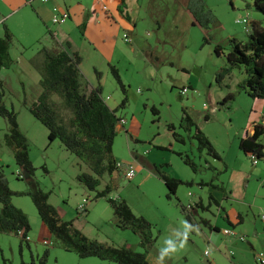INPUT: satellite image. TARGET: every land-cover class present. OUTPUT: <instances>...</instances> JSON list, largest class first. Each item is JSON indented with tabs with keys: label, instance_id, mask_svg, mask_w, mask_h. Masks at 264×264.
I'll use <instances>...</instances> for the list:
<instances>
[{
	"label": "rangeland",
	"instance_id": "obj_1",
	"mask_svg": "<svg viewBox=\"0 0 264 264\" xmlns=\"http://www.w3.org/2000/svg\"><path fill=\"white\" fill-rule=\"evenodd\" d=\"M204 1L216 21L199 27L190 23L184 0H125L137 23L135 30L129 32V42L122 37L125 30L110 22L105 23L106 27H98L93 44L83 39L76 23L83 16L87 20L92 18L95 0H81L73 20L59 25L49 22L50 25L42 29L27 9L15 11L9 19L17 23L16 31L11 32L10 53L18 61L0 72L3 91L0 103L15 111L19 129L27 138L28 154L35 171L30 176L16 165L4 144L7 123L0 116V167L9 188L21 191L39 187L49 192L48 202L60 217L72 221L88 238L107 245H128L144 252L150 264H159L160 250L167 247L168 242L179 240L185 230L187 222L180 206L193 207L199 199L203 206L207 205L208 192L212 189L199 186V181H212L226 191L222 194L213 190L222 198L220 205L227 216L235 221L239 212L243 224L232 228L223 219L222 209L213 203L208 209L195 207L186 242L165 257L163 264H206L202 257L204 249H210V258L217 264L235 263L223 255L229 249V238L222 231L210 233L201 219L215 223L220 230L232 228L235 232L255 236L258 240L253 251L255 264L254 254L264 253V222L259 220L264 215L260 210L264 208V184L261 186L264 160L251 161L249 155L238 149L237 143L253 123L261 122L264 99L251 98L238 90L237 83L244 76L242 66L231 68L220 84L215 76L228 65L225 53L230 48V39L245 41L247 38L242 19L257 18L258 13L247 5L250 0ZM98 3L99 12L101 3ZM54 28L65 29L83 56L79 65L82 82L88 87L99 85L104 102L116 109L117 117L124 118V125L116 129L112 154L119 163L133 166L135 173L130 179L117 169L112 176L104 175L96 190L87 189L77 180L80 172L88 171L86 165L64 149L58 139L49 142L47 129L25 106L24 102L30 104L37 97L40 88L39 73L30 58L48 43ZM203 35L209 37L207 43ZM156 37L163 40L157 48L153 46ZM216 45L221 46L219 54L214 51ZM108 65L117 69L124 94ZM183 86L188 88L185 94L180 93ZM227 93L233 95L232 100L228 105H221ZM124 95L126 102L120 107ZM54 99L57 98L54 96ZM152 107L157 109V114L152 112ZM183 108L209 138L220 160L205 151L199 152L196 141L187 137L193 133V128L190 133L183 129ZM205 114L208 115L206 120ZM172 128L185 137L184 143L174 139ZM260 142L264 144V134ZM177 152L186 154L196 164L195 172L183 163ZM153 164H166L164 170L168 174L191 184L178 185L175 197L168 200ZM109 181L115 183V187L105 197L95 198L96 191ZM107 198L124 199L135 215H142L151 222L155 238L152 245L139 246L138 235L118 225ZM11 201L27 215L30 230L27 242L21 241L19 235L0 232V264H32V260L40 264L39 258L45 251L44 264H116L97 257L79 258L74 252L62 249L47 232L28 195H13ZM82 204L84 207L80 210ZM215 245L220 246V251Z\"/></svg>",
	"mask_w": 264,
	"mask_h": 264
},
{
	"label": "trees",
	"instance_id": "obj_2",
	"mask_svg": "<svg viewBox=\"0 0 264 264\" xmlns=\"http://www.w3.org/2000/svg\"><path fill=\"white\" fill-rule=\"evenodd\" d=\"M247 5L258 13L257 18L248 20L245 41L230 39V48L225 53L228 65L216 72L215 80L220 84L231 68L242 66L244 76L237 83L238 90L243 91L251 98L264 99V0H250ZM184 9L190 23L194 26L204 27L208 23L216 21L215 15L206 6L204 0H186ZM119 10H122L121 6ZM2 26L0 70L2 68L7 69L14 63L9 52L12 34L5 24ZM83 26L84 24H81L79 27L81 34H83ZM203 41L207 43L209 37L203 35ZM69 46L68 42L66 48L60 47L57 43L52 46H42L30 58L31 65L40 75L41 92L30 104L25 102L24 104L31 115L47 129L49 142L58 139L64 149L86 165L88 171L80 172L77 175V180L87 189L96 190L104 175L112 176L118 171L116 160L112 154V144L119 117L116 115V109L110 108L102 99L99 85L88 87L85 82H82L79 68L81 56L78 51L69 52L67 50ZM220 49L221 46L216 45L214 47L215 53L219 54ZM108 66L124 94L125 88L117 69L113 65ZM95 73L98 74V71L95 70ZM2 94V81L0 79V98ZM54 96L57 99H54ZM232 97L231 93H227L222 98L221 105H228ZM125 102L126 97L124 95L119 106L123 107ZM151 110L157 114L155 107H152ZM182 112V121L185 122L183 129L190 133L191 128H193V133L187 137L196 141L197 150L199 152L205 151L207 155L220 160L218 151L187 113L186 108H183ZM0 116L7 123V130L3 134L4 144L12 152L16 165L27 175L32 176L35 167L29 158L27 138L19 129L15 111L0 103ZM204 119H208L207 114L204 115ZM169 127L171 128V126ZM171 133L176 141L185 142V137L176 134L173 128ZM263 134L264 116L261 122L252 125L250 132H245L243 136L239 137L238 149L244 155H249L252 161L255 159L264 160V144L260 142ZM176 154L192 171H196V164L186 154L182 155L180 152ZM164 166L167 165H153L156 175L165 186V197L170 200L175 197L178 185H190L191 181H183L173 177L162 169ZM209 168L213 167L209 165ZM199 186H208L224 194V187L214 184L212 181H199ZM112 187H115V183L109 181L103 189L96 191L95 198L105 197ZM13 195H28L41 222L54 241L62 249L74 252L79 258L97 257L116 264H150L144 252L135 251L128 245H107L85 236L73 225L72 221H65L60 217L57 209L48 202L49 192H45L39 187L21 191L11 190L4 180L1 167L0 232L19 235L21 241H28L26 237L30 230V224L27 215L12 203ZM223 197L225 198V196ZM107 200L113 209L118 225L138 235L139 246L146 248L153 244L155 238L152 236V224L149 220L142 215H135L124 199L107 198ZM211 203L222 209L223 219L229 223L224 208L211 193H208L207 205L205 206L201 204L200 199L195 202L193 207L191 205L188 207L180 206V211L184 215L187 225H193L195 207L208 209ZM83 207L82 204L79 207L80 210H83ZM237 218V223L242 222L241 213L237 214ZM201 222L209 229H217L205 219H201ZM46 256L47 251L39 258L40 264L45 263ZM32 264H35L33 260Z\"/></svg>",
	"mask_w": 264,
	"mask_h": 264
},
{
	"label": "crops",
	"instance_id": "obj_3",
	"mask_svg": "<svg viewBox=\"0 0 264 264\" xmlns=\"http://www.w3.org/2000/svg\"><path fill=\"white\" fill-rule=\"evenodd\" d=\"M185 1L186 0H184V2H183L184 6H185ZM98 2L101 3V8L99 9L100 10L99 12L97 11L98 5H99ZM93 3H94V6H93L94 10L92 9V12H91L92 18H93L92 22H91L92 18L90 20H87L86 17L83 16V18H80L79 21L76 23L78 30H79L80 25L84 24L83 34H81V33L80 34L82 35L83 39H86L89 43L93 44L95 37H96L97 33L99 32L98 27H106L105 23L110 24V22H112L115 26H119L121 29L125 30V32H123L122 35L127 34V36H129V32H133L135 30V28L137 27V23L135 22L136 18L134 16L132 17L130 15L129 5L125 2V0H95V2H93ZM79 4H81V0H49L47 2H40L39 0H31V2L29 4L26 3V0H0V37L3 35L2 24H5L6 27L10 29L11 32L16 31V28H17V26H16L17 23H15L16 20L11 21L9 19H11L13 17V15L15 14L14 12L19 10V9L25 8V10L27 9L28 13L34 14L37 23L40 25L39 27L42 29L45 26L50 25L49 22H50V17H51V9L53 6H61L62 5L64 7H66L69 11H71V12H69L70 17L68 19L69 21H71V20H73L71 18H74V16H76V14L78 13L77 5H79ZM120 6L122 9L121 11L119 10ZM103 7H105V9ZM99 13H101V14H99ZM71 15H73V16H71ZM52 32L53 33L50 36L51 38L49 41H47L48 43H45L46 44L45 46H52L51 44L53 42V44L57 43L60 47L66 48V44L68 42L70 44V46H69V48H67V50L69 52L70 51H78V53L80 54L79 49L76 47V45H74L72 43V41H70L69 35L65 29L58 31L57 29L55 30V28H54V29H52ZM79 32H80V30H79ZM161 42H163V40L156 37L155 45H153V46L155 48H157V47H159V44ZM9 52H10V48H9ZM10 55H11L12 59L14 60V63L18 61L17 60L18 58L17 59L14 58L11 53H10ZM82 59H83V56L81 55V61H82ZM2 69H6V68H2ZM2 69L0 70V72L2 71ZM39 79H40V75L38 74V83H37L38 85H39ZM191 84L192 83L189 82V87L192 86ZM40 92H41V87L39 88V92H38L37 96L40 94ZM204 120H206V119H204ZM118 127H121V126L116 125V129ZM250 130H251V128H250ZM250 130H246L245 132H250ZM115 160H116V162H118L117 159H115ZM164 168H165V166L162 169L164 170ZM263 184H264V175H263V183H261V186ZM209 188L212 189V191H209L208 193H211L219 201L220 204H223L222 198H219V197H217V195L214 194L213 188H211V187H209ZM217 191H219V190H217ZM225 192L226 191H224V193ZM229 193H231V190L229 191ZM244 198H245V196H244ZM251 204H252V200H250L249 205H251ZM221 206H223V205H221ZM250 207H252V206H250ZM260 210L263 212L264 208L260 209ZM238 213H236L235 221H232L228 216L227 217H228L229 223L225 220L228 225L232 226V228H237V227L241 226L244 222L242 219V222L237 223L238 222V218H237ZM226 215H227V213H226ZM259 220L261 222H263L261 220V218ZM207 221L211 226H214L217 228V229H209L208 228V231L210 233L219 232V231H222L223 229H225V228H223L222 230H220V227L218 225H216L215 223H212L209 220H207ZM47 232H48V230H47ZM237 233L245 235L246 240L242 242V241H238L234 237L226 236L229 238V240H228L229 249H227L226 253L223 252V255L226 256L228 259H230V257L228 256V251H232L233 257L231 260L235 261L234 264H254L253 251L255 249V243L257 244V241H258L257 238H255V236H249L246 233H242V232L241 233L237 232ZM254 234H256V232ZM215 247L218 249V251H220V246L215 245ZM211 261L214 264H217V262L213 258L211 259Z\"/></svg>",
	"mask_w": 264,
	"mask_h": 264
},
{
	"label": "built area",
	"instance_id": "obj_4",
	"mask_svg": "<svg viewBox=\"0 0 264 264\" xmlns=\"http://www.w3.org/2000/svg\"><path fill=\"white\" fill-rule=\"evenodd\" d=\"M40 2H47L49 0H39ZM31 0H26V3H30ZM105 9V7H103ZM70 17V13L69 10L66 7L61 8L60 6H53L51 9V23L52 24H62L64 22H66ZM242 21L245 23V30H247V26H248V19L247 18H243ZM123 39L126 40L127 42H129V38L127 36V34H123L122 35ZM188 88L183 86L180 89V93L181 94H185L187 92ZM125 120L124 118H119L117 125H124ZM254 162V161H253ZM116 167L117 169L121 170L124 177L127 179H130L133 174L135 173L134 168L132 165L128 164V165H123L119 162H116ZM80 207V206H79ZM261 220L264 222V215L260 216ZM222 233L226 236H230V237H234L236 238L238 241H245L246 237L243 234H238L237 232L234 231V229L230 228H225L222 230ZM26 239L28 240V236L26 237ZM44 243H46V241H44ZM228 256L229 257H233V252L232 251H228ZM202 257L203 259L206 261V264H213V262L211 261L210 258V252L208 249H204L202 252ZM254 259H255V264H264V253L262 251H259L258 253L254 254Z\"/></svg>",
	"mask_w": 264,
	"mask_h": 264
},
{
	"label": "clouds",
	"instance_id": "obj_5",
	"mask_svg": "<svg viewBox=\"0 0 264 264\" xmlns=\"http://www.w3.org/2000/svg\"><path fill=\"white\" fill-rule=\"evenodd\" d=\"M191 227H192L191 225H187L186 223L185 230L183 234L180 236L179 240L175 242H172V241L168 242L167 247L160 250V255L157 257L159 264H163L165 257L169 256L171 253H174L177 247L183 246V244L187 240L188 232L191 229Z\"/></svg>",
	"mask_w": 264,
	"mask_h": 264
},
{
	"label": "flooded vegetation",
	"instance_id": "obj_6",
	"mask_svg": "<svg viewBox=\"0 0 264 264\" xmlns=\"http://www.w3.org/2000/svg\"><path fill=\"white\" fill-rule=\"evenodd\" d=\"M230 259H232V258L230 257Z\"/></svg>",
	"mask_w": 264,
	"mask_h": 264
}]
</instances>
